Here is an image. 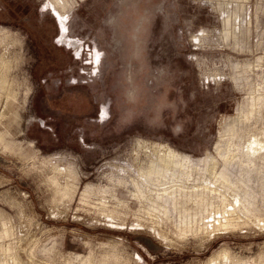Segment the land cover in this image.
<instances>
[{
    "label": "rangeland",
    "instance_id": "obj_1",
    "mask_svg": "<svg viewBox=\"0 0 264 264\" xmlns=\"http://www.w3.org/2000/svg\"><path fill=\"white\" fill-rule=\"evenodd\" d=\"M213 1L0 0L4 262L264 264V0ZM54 7L67 13L79 48L59 43ZM227 129L236 145L228 172L238 184L216 183V193L209 185L225 166L217 145ZM161 147L215 159L213 170L210 162L178 180V210L249 192L252 215L195 236L153 225L142 208L162 205L161 187L146 177ZM239 161L255 170L241 175ZM57 167L79 173L75 191ZM87 186L96 195L83 201Z\"/></svg>",
    "mask_w": 264,
    "mask_h": 264
},
{
    "label": "bare ground",
    "instance_id": "obj_2",
    "mask_svg": "<svg viewBox=\"0 0 264 264\" xmlns=\"http://www.w3.org/2000/svg\"><path fill=\"white\" fill-rule=\"evenodd\" d=\"M213 1V0H212ZM216 1V0H215ZM213 1V2H215ZM239 1V0H238ZM217 2V1H216ZM241 3V2H240ZM220 5V4H219ZM238 5V3H237ZM241 5V4H240ZM224 7V6H223ZM234 7V6H233ZM247 7V6H246ZM235 8V7H234ZM237 8V7H236ZM63 10H65V8H63ZM240 10V9H239ZM241 11V10H240ZM54 13L56 14V16L58 17L60 24H61V38L59 39V43L60 44H64L68 47H78L79 48V44L76 43L74 40H72L71 38H69L68 35V27H67V18H66V14L67 13H61L59 12L55 7H54ZM229 14V13H228ZM232 14V13H231ZM237 14V13H236ZM235 14V15H236ZM226 18V17H225ZM224 18V19H225ZM230 18L233 19V17L228 16L225 21L224 24L226 26L225 31H227L228 26L230 25V22H233L230 20ZM251 19V18H250ZM223 21V20H222ZM251 23V22H250ZM232 25V23H231ZM237 25V24H236ZM239 28V25H238ZM221 31V30H220ZM238 31V30H237ZM231 31H229L230 33ZM236 32V31H235ZM226 34H228V31L226 32ZM228 36V35H227ZM227 36H225V39L227 38ZM232 36V35H231ZM223 37V36H222ZM229 37V36H228ZM236 38H238L236 36ZM231 39V38H230ZM235 39V38H234ZM227 41V40H225ZM230 42V40H228ZM234 41V40H233ZM243 42V41H242ZM231 43V42H230ZM223 44V43H222ZM227 45V44H226ZM233 45V44H231ZM253 98V97H252ZM256 100H254L255 102ZM254 105V104H253ZM252 105V106H253ZM251 107V106H250ZM243 112V111H242ZM241 112V113H242ZM241 113L239 114L241 116ZM243 116V114H242ZM228 127V126H227ZM233 134L231 133V130H226V132L222 135V137L224 136H228V139L226 138V140H221L219 141L218 145H217V149L220 151V153L222 154V158L224 160L225 166L224 169L218 174H216L215 176V183H211L209 186L212 185V189L213 191L217 190V188H215V186L217 185L216 183H220L222 184L224 187H228V188H232V187H236L238 182L237 181H233L228 172V168L230 165L233 164V159L235 157H232L229 155L231 154L232 148L234 149L236 147V145L234 143H232V141L229 139V137H231ZM216 149V150H217ZM161 150L163 151V155L164 157L159 160L160 164L153 162V167L150 169V171H147V182L152 183L156 186H160L161 187V191L162 193H160L159 198L160 200H162V205L160 204L159 206H148L147 208H142L144 209L143 212L146 214V216L149 218L150 222L153 223V225H161L164 223H170L174 226V228L177 230L178 234L180 236H188L189 234H191L192 236L195 235H199L205 232H208L209 230L211 231H228L231 228H235L237 227L242 219H244L245 217L249 216V214L251 212H253V210L251 209V206L253 205V195L249 194V192L246 193L245 197L243 198H235L234 201H231L228 198V194H219V200H218V204L215 205L213 203H211L209 206L203 207V209H198L195 212H190L188 210H178L177 207V201L180 198H177V191L175 188H177V186H182V184L179 183V179H182V176H184L188 180L193 177V173L194 172H201L204 170L209 169V164L210 162H213V168H211L212 170L215 168L216 163H215V159L213 158H207V159H202L199 161H195L192 157H190L189 155H180L179 153L167 149L165 147H161ZM161 151V152H162ZM160 152V153H161ZM220 154V155H221ZM233 154V153H232ZM234 156V155H233ZM158 164V165H157ZM236 165H238L239 167V172L241 175H243V171H245V173L250 174L252 171H254L255 169H252L249 165L247 166L248 169L243 167L244 165L239 161L237 163H234ZM212 165V163H211ZM210 165V166H211ZM235 165V167H236ZM233 167V166H232ZM216 170V169H215ZM237 170V169H236ZM57 171L59 173H61L62 175L65 176L66 178V182L67 184L65 185V189L68 190H73L75 191L78 188V179H79V173L76 172L75 169H61L57 167ZM208 171V170H207ZM218 171V170H217ZM141 172V171H140ZM146 172V171H145ZM180 172V174H179ZM214 173V172H213ZM210 174V173H209ZM215 174V173H214ZM181 177H180V176ZM206 176V174H205ZM204 176V177H205ZM211 176V175H210ZM213 176V177H214ZM140 177V176H139ZM138 177V178H139ZM183 177V178H184ZM212 177V176H211ZM231 177V178H230ZM244 177V176H243ZM144 179V178H143ZM192 179V178H191ZM198 179V178H197ZM239 179V178H238ZM141 180V179H140ZM204 180V179H203ZM206 180V179H205ZM212 180V179H210ZM209 180V181H210ZM235 180V179H234ZM120 181V180H119ZM139 181V180H137ZM135 182L134 180L132 181V185H134L137 188V192L135 194V196L138 199L142 198V194H141V189L139 187L138 182ZM143 182V180H141ZM146 181V180H145ZM190 181V180H189ZM195 181V180H194ZM243 181V180H240ZM246 181V180H245ZM248 182L251 181V178L247 180ZM141 182V183H142ZM146 182V184H147ZM192 182V181H191ZM212 182V181H211ZM131 183V182H129ZM196 183V182H195ZM122 184H124L126 187L128 186V183L126 182H122ZM143 184V183H142ZM141 184V185H142ZM145 184V183H144ZM185 184V182H184ZM189 184V183H188ZM184 185L185 187H189V185ZM193 184V182H192ZM197 184V183H196ZM207 184V183H206ZM245 184V183H244ZM247 184V183H246ZM199 186V185H198ZM202 186V185H201ZM143 187V186H142ZM150 187H154V186H150ZM197 187V186H196ZM204 187V186H202ZM208 189L209 187L206 186ZM147 188V187H146ZM182 188V187H181ZM195 188V185L194 187ZM128 189V188H127ZM159 188H157L158 190ZM185 189V188H184ZM183 189V190H184ZM190 189V187H189ZM208 189V190H210ZM236 189V188H235ZM145 190V189H144ZM152 190V188L150 189V191ZM180 190V189H179ZM182 190V189H181ZM195 190V189H194ZM205 190V189H204ZM224 190V189H223ZM226 190H228L226 188ZM233 190V189H232ZM105 191V190H104ZM104 191L100 190L99 192H103ZM153 192H155L156 190H152ZM203 191V190H202ZM201 191V192H202ZM212 191V192H213ZM107 192V191H106ZM146 192V191H145ZM144 192V193H145ZM160 192V191H159ZM190 192V191H189ZM192 192V190H191ZM211 192V193H212ZM224 192V191H223ZM156 193V192H155ZM197 193V192H195ZM200 193V192H199ZM198 193V194H199ZM206 193V191L204 192ZM217 193V191H216ZM93 194L96 195V193H94V188L87 186L84 189L83 192V201L88 200L90 196H92ZM98 194V193H97ZM107 193H105L106 195ZM201 194V193H200ZM199 194V195H200ZM93 195V196H95ZM102 195V194H100ZM104 195V194H103ZM102 195V196H103ZM144 195V194H143ZM146 195V193H145ZM151 195V194H150ZM153 195V194H152ZM92 196V197H93ZM185 196V195H183ZM187 196V195H186ZM217 196V197H218ZM241 196V195H240ZM243 196V195H242ZM146 197V196H145ZM157 197V196H156ZM192 197V196H191ZM195 197V196H194ZM200 197V196H199ZM91 198V197H90ZM106 198V197H105ZM113 198V196H112ZM135 198V197H134ZM158 198V197H157ZM204 198V197H203ZM214 198V197H213ZM193 199V198H192ZM103 200V199H102ZM101 200V201H102ZM107 200V198L105 199ZM115 200L117 201V203L121 206H125V203L120 201L118 198H115ZM184 200V198H183ZM188 200V199H187ZM195 200V199H194ZM204 200V199H203ZM202 200V201H203ZM214 200V199H213ZM89 201V200H88ZM189 201V200H188ZM200 201V200H199ZM205 201V200H204ZM208 201V200H207ZM211 201V200H210ZM142 202V201H141ZM145 202V201H144ZM153 202V201H152ZM193 202V201H191ZM104 203V202H103ZM143 203V202H142ZM148 203V202H147ZM161 203V201H160ZM181 203V202H180ZM178 203V205L180 204ZM202 203V202H200ZM244 204V209L241 211L238 210L237 206L235 204ZM205 204V203H204ZM207 204V203H206ZM143 205V204H142ZM148 205V204H147ZM154 205V204H153ZM198 205H200L198 203ZM146 206V204H145ZM180 206V205H179ZM202 206V204H201ZM125 208V207H124ZM123 208V209H124ZM180 208V207H179ZM184 208V207H183ZM189 208V207H188ZM198 208V206H197ZM240 209V208H239ZM115 210V209H114ZM142 210H140L141 212ZM193 211V210H192ZM142 214V213H141ZM144 215V214H142ZM252 215V214H250ZM243 216V218L241 217ZM142 217V216H141ZM140 217V218H141ZM6 231V230H5ZM8 232V231H7ZM176 232V233H177ZM6 234V233H5ZM8 234V233H7ZM4 238L3 234L2 236L0 235V239ZM3 250V246H0V252ZM224 259L227 258V256L223 257ZM115 259V257H114ZM88 260V259H87ZM86 260V261H87ZM84 260V262H86ZM91 262V261H90ZM105 262V261H104ZM121 262V261H120ZM239 264H243V259H239L237 261ZM220 263V262H219ZM0 264H7L6 262H4L1 258H0ZM86 264V263H85ZM89 264V263H88ZM102 264V263H101ZM108 264V263H106Z\"/></svg>",
    "mask_w": 264,
    "mask_h": 264
}]
</instances>
